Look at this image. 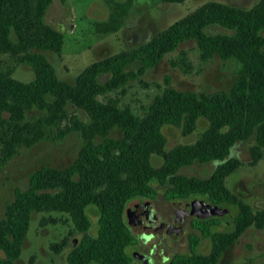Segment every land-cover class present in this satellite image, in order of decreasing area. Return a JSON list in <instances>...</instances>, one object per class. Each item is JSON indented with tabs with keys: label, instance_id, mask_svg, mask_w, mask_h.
Segmentation results:
<instances>
[{
	"label": "trees",
	"instance_id": "trees-1",
	"mask_svg": "<svg viewBox=\"0 0 264 264\" xmlns=\"http://www.w3.org/2000/svg\"><path fill=\"white\" fill-rule=\"evenodd\" d=\"M52 2L0 0V170L21 148L58 142L70 133L78 134L81 148L68 166L43 165L30 175L25 189L15 188L0 218V264H17L33 213H60L73 224L68 236L50 245L57 254L70 247L68 264H130L129 247L138 238L126 218L127 206L138 197L155 198L159 187L167 200L200 196L234 209L229 231L215 229L223 224L218 217L197 219L189 252L166 263L218 264L246 229L264 228V210H253L225 183L244 165L231 156L236 144L251 141L249 166L264 157V0L250 9L206 2L145 43L92 62L73 82L59 78L48 59L36 51L60 54L63 48V33L44 21ZM132 3L109 0L108 19L97 22L96 31H117ZM210 26L226 31L209 32ZM192 40L197 73L215 56L235 62L236 78L229 90H177L167 78L142 114L121 104L129 81ZM5 56L31 67L35 78L29 82L14 78ZM170 63L183 73L194 71L187 50L180 49ZM104 75L107 79L101 80ZM70 108L83 111L86 119ZM164 126L178 128L182 136L197 131L198 137L166 149ZM112 132L120 135L111 136ZM152 155L162 159L161 165L151 164ZM194 163L215 167L207 177L180 172ZM90 211L96 213L95 235L89 233ZM66 221L43 217L41 225ZM75 233L81 234L80 239L70 242ZM202 238L211 242L207 254L197 251Z\"/></svg>",
	"mask_w": 264,
	"mask_h": 264
},
{
	"label": "rangeland",
	"instance_id": "rangeland-1",
	"mask_svg": "<svg viewBox=\"0 0 264 264\" xmlns=\"http://www.w3.org/2000/svg\"><path fill=\"white\" fill-rule=\"evenodd\" d=\"M122 1V0H117ZM216 1L222 4L237 6L242 9H250L259 0H185L182 3H165L161 0H133L132 7L115 32L100 33L96 31L95 24L105 21L109 16V0H66L61 3L53 0L47 8L44 21L64 35L63 48L60 54L52 51H39L53 65L59 78L73 82L75 77L89 64L106 58L121 50H128L148 41L155 34L167 28L175 21L202 4ZM209 32H225L219 26H210ZM264 36V31L261 32ZM180 49L187 50L194 66V71L183 73L177 67L171 65V60L176 57ZM6 66L13 69V77L29 82L35 78L34 71L25 64H17L5 56ZM199 66L195 41L182 43L180 47L166 55L155 67L148 68L138 79L129 81L125 88V94L121 96V104L130 106L137 114H142L166 86L165 80L169 78L170 87L177 90H189L195 92H213L229 90L235 81V62L224 61L215 56L203 66L200 73L196 70ZM107 79L103 76L101 80ZM111 93V96H120ZM73 111V108H70ZM81 118L86 119L81 110H74ZM203 124H200L201 129ZM163 134L166 137V149H170L177 143H193L197 137V131L188 136H182L178 128L164 126ZM112 132L111 136H119ZM250 142L238 143L231 150V156L240 159L244 165L238 168L225 180L226 186L237 194L253 210H264V157L255 165L249 166L250 154L248 146ZM81 148V139L77 133H70L61 141L46 140L39 142L32 148H21L18 154L0 170V218L4 216L5 205L14 198L15 188L25 189L28 186L30 175L43 165H49L58 169L68 166L77 156ZM151 164L155 167L161 165L162 159L156 155L151 156ZM215 163H194L180 170L185 175L207 177ZM163 188H158V195L153 206L164 215H170L178 206L176 203L167 202L162 197ZM196 198L200 196H195ZM137 200H133L127 206L131 207ZM230 208L232 215L234 209ZM128 213V211H127ZM43 217H61L66 223L58 222L41 225ZM92 221L89 233L97 232L96 213L90 211ZM129 223V221H128ZM132 232L140 239L143 232L140 228L129 224ZM233 224H221L218 230L229 231ZM73 224L66 215L60 213H33L31 216L28 233L25 237L21 255L17 264H68L67 255L70 247H66L59 254L55 253L50 245L60 242L73 231ZM197 232L189 226L179 237L172 238L168 235L154 236L146 244L156 243V256L159 260L171 258L174 255L189 252V236ZM80 233L70 237L71 241H77ZM209 239H201L197 246L200 254H207L210 250ZM167 263L168 260L161 263ZM264 264V228L249 227L238 240L226 249L218 264ZM130 264H138L132 261Z\"/></svg>",
	"mask_w": 264,
	"mask_h": 264
},
{
	"label": "flooded vegetation",
	"instance_id": "flooded-vegetation-1",
	"mask_svg": "<svg viewBox=\"0 0 264 264\" xmlns=\"http://www.w3.org/2000/svg\"><path fill=\"white\" fill-rule=\"evenodd\" d=\"M156 197L153 199L147 197H138L134 199L137 200V202L132 204L131 207L128 208V210L126 209L127 220H129L128 219L129 215L132 214V212L136 209V207H138V211L141 214L140 224L139 226L136 227L140 228L143 234L141 235L140 239L137 237L138 240L129 247V253L131 255L132 261L138 264H142V259H146L147 264H166L165 262L164 263L161 262L166 260L170 261L174 256H176L174 255L171 258L165 257V259L160 261L158 256H156V251H155V248L157 246L156 243L151 242L150 245H147L146 243L150 241L154 236L168 235L171 237L170 233L168 232V227L174 223L176 217L175 215L178 209H186L189 211L186 220L183 222L184 232L187 230L188 226L192 230H194L193 224L197 219L210 218V217L220 218L217 215H212L209 217H200L196 212L192 211V201L194 199L201 200L207 204L216 205L208 201L207 199L202 197L196 198L194 196L188 199L167 200L166 197L164 196V189H163L162 197L164 201L179 204V206L175 210H173L172 214L164 215L162 212H160L153 206L152 201H154ZM217 228L218 227H216L215 229L218 230Z\"/></svg>",
	"mask_w": 264,
	"mask_h": 264
},
{
	"label": "water",
	"instance_id": "water-1",
	"mask_svg": "<svg viewBox=\"0 0 264 264\" xmlns=\"http://www.w3.org/2000/svg\"><path fill=\"white\" fill-rule=\"evenodd\" d=\"M178 206L179 204L176 203ZM192 211L196 212L200 217H209L212 215H217L225 224L233 223L234 216L231 214L230 209L225 204L211 205L204 203L201 200L194 199L192 201ZM189 211L186 209H178L176 212L175 221L172 225L168 227V232L172 238H177L184 233L183 222L186 220ZM140 212L138 207L129 215V224L133 226H139L140 224ZM75 243V241H74ZM142 264H147L146 259H142Z\"/></svg>",
	"mask_w": 264,
	"mask_h": 264
}]
</instances>
